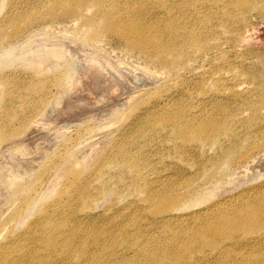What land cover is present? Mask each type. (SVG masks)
Listing matches in <instances>:
<instances>
[{"label": "rangeland", "instance_id": "1", "mask_svg": "<svg viewBox=\"0 0 264 264\" xmlns=\"http://www.w3.org/2000/svg\"><path fill=\"white\" fill-rule=\"evenodd\" d=\"M85 1L83 14H73L76 0H0V54L14 52L8 58L12 62L0 65V247L22 242L20 236L28 225L56 210L61 192L70 190L74 175H62L56 161L61 153L85 179L80 187L87 188L74 204L73 216L54 219L63 221L66 231L74 218L84 215L85 221L116 218V225L96 227L106 245L115 242L98 264H152L164 247L185 253L184 264L193 251L202 264H248L242 256L264 249V242L250 247L245 241L259 239L264 228L247 235L221 231L213 253L200 239L192 240V249L185 251L184 240L186 232L192 234L207 218L237 216L243 207L264 198V0H168L177 9L164 14H158L166 8L157 0H103L107 8L119 4L135 5L140 13L150 10L143 20L154 26L153 32L175 24L186 33L184 38L188 36L181 47L192 33L203 40L202 48L169 70L127 46L118 35L103 31L97 6ZM55 47L71 53L70 58L79 56L76 60L88 66V73L93 71L92 77L83 75L82 87L76 83L78 91L66 100L52 77L46 73L43 78L33 77L34 68L28 67L40 53L50 54ZM18 53L21 59L28 54L22 59L28 66ZM94 59L124 78L120 92L110 88L111 77L93 86ZM53 75L52 71L49 76ZM46 92L69 109L63 116L55 113L64 109L61 106L47 111L41 104L31 109ZM74 102L81 108L72 106ZM177 112L183 118L173 125L158 122ZM185 122L195 127L204 124V139L186 132ZM216 125L224 129L216 132ZM114 150L116 162L121 153L132 162L116 163L109 177L94 176L93 167H106L102 159ZM129 164L148 178L134 182ZM159 184L158 188L174 186V194L184 193L174 211L162 214L166 220L153 219L155 207L140 203ZM107 185L116 190L109 200L99 195ZM87 191L91 195L85 198ZM66 199L62 196L60 201ZM225 246L227 254L222 253Z\"/></svg>", "mask_w": 264, "mask_h": 264}, {"label": "bare ground", "instance_id": "2", "mask_svg": "<svg viewBox=\"0 0 264 264\" xmlns=\"http://www.w3.org/2000/svg\"><path fill=\"white\" fill-rule=\"evenodd\" d=\"M157 1L164 9L166 8L165 9L166 11L163 12L159 11L158 14H164L165 12L172 13L177 9L174 6L172 7V4H170L168 0H157ZM91 2L93 3L92 5H96L99 10L100 15L97 16L96 18L101 19V26H102L101 29L103 31H108L113 33L114 35H118L127 46L131 47L132 49H138L139 51L144 53L147 56V58L158 60L163 65L164 70H169L173 66H176L175 68H177L178 65H180L185 58L194 55L197 52V49H199L200 47L202 48L204 46L203 40L195 33H192L189 36L190 38L189 43L181 47V43H183L185 40L188 42V36H186L187 38H184L186 33H184L183 30H181V28L175 27V24L173 26L168 25L164 30H157L153 32L154 26L148 25L143 20L146 18V16L150 15L149 14L150 10L149 12L146 11L140 13L135 5L123 7L122 5L118 4L112 8H107L105 7L103 0H91ZM86 5H87V1L76 0V2L72 5L71 13L77 14L82 12L83 14V10H85L84 7ZM83 17L85 18V16ZM96 18L92 16L91 18L86 17L85 19L93 22L94 20H96ZM68 48H72V47H68ZM52 49L53 50H51L50 54L53 56V58L50 59V54H44V53L39 54L38 51L39 54L38 61L29 62L31 59L28 60L29 66L26 65V63L22 59H24L23 57L25 55H28L30 52H26L28 54L21 55L23 56L22 59L21 57L20 58L18 57L20 56L19 53H18L19 55L18 54L16 55L17 58L21 59V61L25 63L26 66L30 68L31 67L34 68V69L31 68V70L34 71L33 77L39 76L38 78H43L44 76H41L43 73H46L48 77H52L51 81L54 84H56L57 87H59L60 93L62 95H65L64 99L66 100L69 97L67 95L78 91V87H77L78 84L76 83H79V86L82 87L80 85L81 84L80 81L81 79H83V81L84 79H86V76L83 75H85L87 72V75L88 76L91 75L90 77H92V72H93L92 70L94 69L91 70L92 71L91 73H88V69H87L88 66L84 65L83 62L81 63L80 62L81 59L76 60L79 59V56L78 58L73 59L70 58L68 55L71 53L60 51L56 49V47ZM13 53L14 52L12 51V49L3 51L0 54V65L5 64L6 62L9 63L12 62V60L10 61L8 58L11 56L13 57L14 56ZM86 54L88 55V52ZM82 56L83 54L80 57L84 59V57ZM88 57L90 58V56ZM12 59L14 60L15 58ZM55 59L58 62L55 63L53 61ZM96 59H94V61L91 60L93 66H90L93 68L95 66V70H96L95 74H97V76H95L94 78L96 77L98 78V80L97 78L96 80H94L95 83L93 82L94 84L93 86L97 88L96 84L101 85L100 83L102 82L101 81L102 78L104 79L106 78L107 80L108 77H111L112 86L111 85L109 86L111 89L115 88L116 92H118L120 90L119 89L120 85H122V83H124L125 81L124 78L120 75L119 72L117 71L115 72L114 69L112 68L108 69L102 67V63L100 61L97 62L98 60ZM25 60H27V58ZM87 60H85V64H87L86 63ZM52 62H54L55 64ZM89 62L90 61H88V63ZM52 71L54 72V75L49 76L50 74H52ZM89 80L90 79L85 81H87L88 83ZM47 83H50V81L46 80V84ZM75 89H77V91ZM101 90L103 91V89ZM187 93L186 96H191V94H187ZM36 101H33L31 105V109L33 110H36L37 107L41 104H44V108L47 111H50L54 108H58L61 106L55 101V96H49L47 92L45 93L44 96H41ZM76 105L77 104L74 102L72 106L74 107L80 106V105L79 106ZM62 108L64 109L61 110L56 109L57 112L55 113L57 114L59 113V115L62 114L61 116H63L69 110L66 107H62ZM177 113L178 114H175L173 116L162 117L158 119L159 120L158 122H161L162 124L165 122H169L171 123V125H173L175 121L181 120L183 118V114L181 112H177ZM189 123L190 122L188 123L185 122L182 126L183 129L186 130V132L191 131L195 136L204 139V136L206 135L207 127L204 124L195 127L192 125V123L191 124ZM215 129L217 132L223 130L224 128H221V126L218 127L216 125L214 126V130ZM1 135L2 138H4V134L2 133ZM177 138H179V136ZM21 139H24V137H22ZM184 145H185L184 147L187 148L191 146L186 144ZM106 153H104L103 155H106ZM1 154L2 153L0 152V155ZM118 159L119 160H117L116 162L115 150L111 155L104 156L102 161L106 163V167H104L103 169L99 165L93 167V175L97 177H109L110 176L109 169L111 167L116 166V163L122 162L127 164L132 162L131 159L128 158L127 154L125 153L124 154L121 153ZM56 161L60 162V165L63 168L62 175L64 176L74 175V178L71 180L69 186L70 190L67 188L68 191L61 192L63 194L60 196V199L62 198V196H64L65 199L67 198L66 201L65 200L60 201L59 199L56 202L57 203L55 207L56 210L54 211L48 210L39 219H36L32 223H30L28 225V229L24 231V233L20 236L21 237L20 240L22 242L15 244H13L12 242L6 247L1 246L0 264H7L9 262L11 264H98L99 263L98 261L103 259V257H105L107 248H112V249L115 248L114 246L115 242H113V245L105 244L103 235L99 234V230L101 229L96 227L116 225V218L104 219V221L102 222H97L98 219H92V218L91 220L87 219V221H85L84 218H87V216L84 215L82 218L80 217L74 218L73 219L74 223H72L71 229L66 231L64 230V224H62L63 221L57 222L54 219L55 216L61 219H63L66 216L67 217L73 216L71 212L74 209V204L78 203V201L80 200V196H82L84 191L86 190L84 188H87V186L80 187V184L84 182L85 179L80 178V174L78 172H75L72 165H70L65 161V157L63 156V154L59 153L56 158ZM129 169L134 170V171L131 170L132 172H134L132 178H134L133 179L134 182L138 184H140V182L145 178L146 179L148 178L145 172H143L141 169L139 170V167L135 168V166L130 165ZM89 178L90 177H88V182H89ZM160 179L161 176L159 173L157 174L155 181L159 182ZM160 186L161 185L159 184L156 187L150 188L153 194L150 195L149 197H146L147 199L146 198L141 199L140 203L144 202L145 206L151 207L152 209L153 207H155L156 210L155 211L152 210L153 211L152 216H154L153 219L161 217L166 220L167 215H162V214L168 213L170 211H174L176 207L179 205L178 196H183L184 193L181 194L178 193L179 195L174 194L173 193L174 186L169 184L162 188H158ZM79 189L80 192L77 193ZM115 192L116 190H114L109 185H107L102 187V190L100 191L99 195L104 197V199L109 200V198L112 197V194ZM90 195L91 194H89L87 191V195L84 197L88 198ZM84 201L86 200H83V203ZM81 207H83V204L81 205ZM239 212L240 214L237 216L232 214L230 215L224 214L221 215L218 219H213V217L207 218L204 223L198 225L192 231V234L186 232L188 234L189 240L188 238L184 240L186 243H188V245L185 246V251L189 250V245L192 240L200 239L201 241L204 242L203 247L211 248L212 249L211 251L213 253L214 251H216V247H217L216 245L218 244L217 235L221 231H227L231 235H233L237 231L238 232L243 231L244 234L247 235L255 232L258 229L264 228V198L259 202L249 204V207L248 206L243 207V211H239ZM171 219L172 217L169 218V220ZM87 227H91V228L87 231H83L81 229ZM113 232H116V229H114ZM7 236H13V234ZM240 240H242V237H240ZM245 242L246 245H249L250 247H254L259 244L262 245V243L264 242V235H260L259 239H255V238L247 239ZM182 248L183 246H181L179 250H183ZM191 249L192 247L190 248V250ZM225 249L222 252L223 254H227L228 249L226 246ZM159 251H160L159 252L160 255H158L155 259H153L154 263L152 264L155 263L184 264V260L186 259L184 255L185 253L181 254L180 251L179 252L173 251L166 247L161 248ZM200 252L201 254L206 253L204 249H202ZM176 253L178 256L175 255ZM195 253L196 251L189 252V257H188L189 259L186 264H202L203 261H200L201 258L194 257ZM241 259H243V262L246 259V262L248 264H264V249H261L260 251L258 250L257 253H251L249 255H245L244 258L242 256ZM147 264L150 263L148 262Z\"/></svg>", "mask_w": 264, "mask_h": 264}]
</instances>
